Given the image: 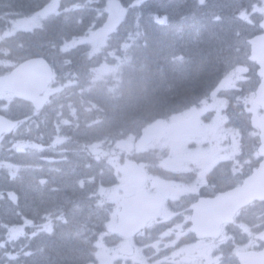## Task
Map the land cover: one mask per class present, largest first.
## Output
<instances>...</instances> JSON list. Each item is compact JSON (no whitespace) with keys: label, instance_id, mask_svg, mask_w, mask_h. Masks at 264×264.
I'll return each instance as SVG.
<instances>
[{"label":"trees","instance_id":"trees-1","mask_svg":"<svg viewBox=\"0 0 264 264\" xmlns=\"http://www.w3.org/2000/svg\"><path fill=\"white\" fill-rule=\"evenodd\" d=\"M8 1L11 0H0V6L8 4ZM199 22V20L188 22L174 19L172 25V29L175 31L174 34H170L172 29L169 30L168 34L157 32L149 47L150 54L159 61L166 49V43L171 40L177 44L189 41L191 38L190 33ZM203 24L208 25V20L204 19ZM223 27L224 33H229L232 28L230 24H220L212 31L224 35ZM200 29L203 31L204 26L202 25ZM207 38L209 44L206 45V39H203V43L198 44V47H191L192 62L186 68L177 69L174 74L168 73L164 79L156 71L148 77H137L135 94L141 98L133 100L129 110L118 111L115 109L111 120L124 123L137 120V118L141 119L145 115L191 99L196 93L209 86L226 69V67L224 69L226 50L222 46L216 45L211 32H207ZM219 49L221 50L219 51ZM48 54L49 52H47V56ZM158 64H161V62H158ZM140 83L141 86L139 87Z\"/></svg>","mask_w":264,"mask_h":264},{"label":"rangeland","instance_id":"rangeland-1","mask_svg":"<svg viewBox=\"0 0 264 264\" xmlns=\"http://www.w3.org/2000/svg\"><path fill=\"white\" fill-rule=\"evenodd\" d=\"M175 19H178L177 17H175ZM14 28H18L17 25H15ZM20 28H24L23 26H21ZM24 32L25 30H20L19 32ZM17 34V33H16ZM15 33H13L12 31H2L0 32V50L4 47H7V44H11L14 39L17 37ZM206 44H209L208 42H206ZM229 54V51L226 50V54H225V57H227ZM51 57L53 60H57V59H63L61 56L59 57L57 55H53L51 54ZM156 58H154L155 60ZM228 64V62H226V65ZM178 74V73H177ZM163 79H164V74L162 75ZM141 86V83L139 84V87ZM144 91V89H143ZM140 99L141 97H138L137 94H134L133 97L131 96V99L130 100H135V99ZM126 104V103H124ZM131 104V103H130ZM129 104V105H130ZM98 129L96 127H93V126H89L87 129H86V132L89 133L90 135H93L94 131H97ZM22 189L23 191H29L31 190V182L30 181H27V183H25L23 186H22ZM89 227V230L91 232V227L90 225H88ZM56 259V254L53 250H50L48 252V254L41 260L42 263L44 264H51L52 262H54ZM74 258H73V255L71 253H69L68 250H66L65 248H60L58 250V259L56 262H54L53 264H65V263H68V262H72V263H76L75 261H73Z\"/></svg>","mask_w":264,"mask_h":264},{"label":"bare ground","instance_id":"bare-ground-1","mask_svg":"<svg viewBox=\"0 0 264 264\" xmlns=\"http://www.w3.org/2000/svg\"><path fill=\"white\" fill-rule=\"evenodd\" d=\"M51 54L56 55V57H57V55L60 57V55H59L58 53H56V52H50V51H49V54H48L47 57H48L50 60H53L52 57H51ZM62 58H64V57H62ZM226 67H227V66H226ZM73 261H75L76 263L68 262V263H65V264H78V261H77L76 259H74Z\"/></svg>","mask_w":264,"mask_h":264},{"label":"water","instance_id":"water-1","mask_svg":"<svg viewBox=\"0 0 264 264\" xmlns=\"http://www.w3.org/2000/svg\"><path fill=\"white\" fill-rule=\"evenodd\" d=\"M0 87H1V85H0Z\"/></svg>","mask_w":264,"mask_h":264}]
</instances>
